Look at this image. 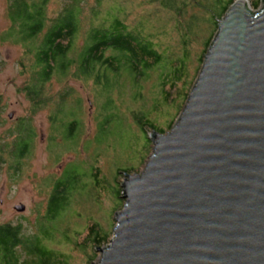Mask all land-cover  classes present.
I'll list each match as a JSON object with an SVG mask.
<instances>
[{
	"label": "water",
	"instance_id": "obj_1",
	"mask_svg": "<svg viewBox=\"0 0 264 264\" xmlns=\"http://www.w3.org/2000/svg\"><path fill=\"white\" fill-rule=\"evenodd\" d=\"M261 4L234 0L219 18L179 116L146 133L151 155L120 184L95 264H264Z\"/></svg>",
	"mask_w": 264,
	"mask_h": 264
},
{
	"label": "rangeland",
	"instance_id": "obj_2",
	"mask_svg": "<svg viewBox=\"0 0 264 264\" xmlns=\"http://www.w3.org/2000/svg\"><path fill=\"white\" fill-rule=\"evenodd\" d=\"M62 1L48 0L45 11L47 18H54L61 8ZM115 1L114 6L113 0H103L97 8L99 12L94 17L90 11L93 0H86L82 10V22L87 23L91 18L97 23L104 14L105 16L113 14L112 8L118 9L117 5L128 13L127 22L135 20L143 12L153 13L156 21L152 23L149 21L145 32L151 36L160 53L171 51L172 58L180 55L174 19L159 8L156 0ZM8 2L0 0V144L5 142L4 133L13 128L16 120L28 116L27 101L17 92L24 86L27 76L21 74L22 69L18 66L22 50L11 43L16 37L8 36L10 33L5 14ZM260 7L261 4L258 9ZM95 10L93 9L94 12ZM249 10L252 13L257 12L250 8ZM195 15L198 19L193 32L195 37L191 38L186 49L188 64L181 82L176 85L179 91H182L183 81L188 84L192 80L194 83L197 58L209 30L207 23L203 22L206 16L197 13ZM83 23H78L81 31L85 25ZM162 24L164 27L161 32ZM86 29L87 26L84 30ZM81 36L82 34L79 36L80 39L83 38ZM158 73L160 70L156 69L131 87L123 76L120 77L117 79L118 83L113 84L114 88L110 91L107 89L108 99L105 95L95 93L98 90L91 81L67 80L61 84L52 81L46 90L48 96L68 88L71 93L70 100L59 108V114L56 111L52 115L56 123H53L50 129L47 116L50 110L55 109L56 104H53V101L48 103L45 110H39L31 117L30 124L35 137L32 142H28L29 147L24 156L26 160L21 165V162L17 163L20 165L19 171L16 170L17 167L7 168L6 164L0 167V225L19 224L23 235L36 234V223L38 225L37 221L46 212V200L53 184L57 180L59 182L64 177L71 176L73 182L66 194L68 195L66 210L54 225L52 234L55 239L54 241L52 238L49 241L46 239L45 244L54 252L65 256L69 264H88L90 259L87 258L93 257L94 253L96 257L90 264H95L99 254L81 242L86 227L95 223L99 225V230L109 236L108 244L114 227L113 215L121 209V204L115 201L114 195L125 180V175L141 173L145 161L151 155L152 145H147L145 132L135 124L134 116L147 115L153 125L163 129L168 121L177 115L176 113L179 116L183 107L180 106L181 94L174 99L171 98L172 89L169 94L170 105L167 103L169 106L162 107V110L160 101L154 106L156 98H160L154 88ZM9 115L10 119H7ZM69 120L76 123V130L73 140L65 142L59 137L65 131V127L62 126ZM147 132L150 133L148 130ZM7 141L9 143L11 139ZM7 160L8 165L16 164V160L14 162ZM125 170L128 173H125ZM19 206L22 207L21 210L15 211L14 209ZM58 235L66 240H61ZM76 246H81L83 253L77 252Z\"/></svg>",
	"mask_w": 264,
	"mask_h": 264
},
{
	"label": "trees",
	"instance_id": "obj_3",
	"mask_svg": "<svg viewBox=\"0 0 264 264\" xmlns=\"http://www.w3.org/2000/svg\"><path fill=\"white\" fill-rule=\"evenodd\" d=\"M8 1L5 13L8 21L7 27H9L8 33H10L8 36L16 37V41L12 40L11 43L22 50L18 66L22 69L21 74L27 76L24 86L17 92L22 94L27 101L28 116L21 120L17 119L13 128L4 133L6 143L0 144V167L6 164L7 168L17 167L16 170L19 171L20 165L26 160L24 156H26L29 147L28 142H32L35 137L30 124L31 117L39 110H45L48 103L53 101V104H56L55 109L50 110L49 116H47L50 129L53 123H56V119L52 115L56 111L59 114V108L64 102L70 100L71 93L68 88H64L58 94L48 96L46 90L52 81H55L56 84L64 83L67 80L91 81L94 88L98 90L95 93L100 96L105 95L107 98V89L110 91L114 88L113 84L116 85L117 79L120 77L123 76L125 82L131 87L132 84L136 85L138 80H142L145 75L147 76L157 69L160 70V73L157 74L154 88L160 98H156L154 106L158 105V101H160L161 109L169 104L170 89L173 91L172 99L181 94L180 106H182L193 81L191 80L188 84L183 81L182 91H179L176 85L181 82L184 71L187 69L186 49L191 38L195 37L193 32L196 20H198L195 13L206 16L202 19L204 24L207 23L206 25L209 27L203 49L197 58V67L194 71V74H197L204 59L203 56L216 33L217 22L224 16L234 0H156L159 8L165 10L174 19V30L180 45V55L174 58H172L171 51L160 53L157 46L153 44L151 36L145 32L149 21L151 23L156 21L153 13L145 14L143 12L135 20L127 22L128 13L122 10L120 5H117L120 10L113 7V14L106 16L104 14L97 23H94L91 18L87 23H83L82 10L86 0H63L61 8L54 18L46 16L48 0ZM102 1L93 0V8L91 7L90 11L94 17L99 12L97 8ZM261 1L249 0L247 3L249 8L255 11ZM113 2L115 6L116 1L113 0ZM93 9H96V12ZM78 23L85 24L83 31L79 29ZM86 26L87 29L84 30ZM161 26L162 32L164 25ZM200 30L202 31V27ZM81 34L83 38L80 39ZM78 40L81 43L78 44ZM158 78L160 82H158ZM176 114L163 129L153 125L147 115L134 116V122L145 132V136L147 130L165 134L177 118L178 113ZM62 127H65V131L58 137L65 142L72 141L76 123L69 120ZM7 139H11V141L8 143ZM146 142L149 146V140ZM4 156L10 162L16 160V164L8 165ZM18 161L21 162L20 165L17 164ZM125 173L128 171L125 170ZM72 180L73 177L67 176L59 182L55 181L46 200V212L37 221L38 225L36 223V234L23 235L19 224L15 226L8 223L0 225V264H69L65 256L48 248L45 240L49 241L52 238L54 241L55 239L52 234L54 225L66 210L68 198L66 194H68ZM120 191L121 189H118L114 199L117 203L120 202L118 204H123V201L119 199ZM84 233L81 242L85 243L87 248L96 250V248L105 247L107 244L108 234L100 231L99 225L96 223L87 226ZM58 237L60 236L58 235ZM61 240L66 239L62 237ZM76 250L83 253L81 246H76ZM95 257L96 255L93 253V257L87 258L90 259L88 264Z\"/></svg>",
	"mask_w": 264,
	"mask_h": 264
}]
</instances>
